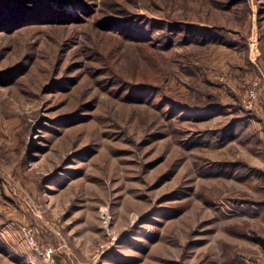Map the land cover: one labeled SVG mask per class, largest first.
Masks as SVG:
<instances>
[{
    "label": "rangeland",
    "instance_id": "374dc122",
    "mask_svg": "<svg viewBox=\"0 0 264 264\" xmlns=\"http://www.w3.org/2000/svg\"><path fill=\"white\" fill-rule=\"evenodd\" d=\"M76 1L9 0L0 18V264H264V105L243 103L264 1ZM129 16L234 46L150 50L103 27ZM140 85L158 91L131 100ZM161 91L223 112L169 116Z\"/></svg>",
    "mask_w": 264,
    "mask_h": 264
},
{
    "label": "trees",
    "instance_id": "16d2710c",
    "mask_svg": "<svg viewBox=\"0 0 264 264\" xmlns=\"http://www.w3.org/2000/svg\"><path fill=\"white\" fill-rule=\"evenodd\" d=\"M7 1H9V0H3L0 3L1 5H4V7H6V5H8V7H6L8 9L7 13H5V12L1 13V11H0V18L12 17V16L14 17V11H13L14 8L10 4V2L8 3ZM237 1H240V0H237ZM260 1H262V0H260ZM207 3L211 9H215V10H218L221 12H226V11H229L238 2H233L231 0H207ZM263 3H262L263 6H261V8L259 10V19L263 18L262 20L260 19V22H259V25H260L259 43H260V52H261V59H259V62H262V63L264 62V24H263L264 23V4ZM174 4H175L174 0H165L166 8L168 5L171 7H174ZM74 5L78 7L79 5L83 6L85 4H83V2H81L80 0H77L74 3ZM85 8H87V6ZM37 11L32 12V13L41 14V13H39L40 12L39 7L37 8ZM48 11L52 13L53 10L51 9V6L48 9ZM129 18H130V16L127 18V20L126 19H123V20L120 19V20H116V21L113 19H105V20H103V22H104L103 25H105V26H103V27H108V26L111 27L110 29H105V28L104 29L107 31H111V34H114L116 36H120L123 39L146 44V46L150 50L156 49L157 46H155V43L158 46L161 43H166L165 44L166 45L165 50L170 49V46H171L170 44L173 43V40H176V38L178 37V35L180 33H182L184 36V40H182V46H186V44H192V43L198 44V46H200V47H203L204 44H206V43H208L209 45L210 44H218L220 46H228L231 48H232V46H234L233 45L234 42H232V41L230 42L228 40V36L223 33L222 29L219 31V30H215L214 28H208V27L202 28L196 24L186 23V21L167 22L169 20H162L164 23L163 25H165V27H166V32H165L163 38L162 37L154 38V35H156L155 34L156 31H153L152 35H148L149 32L147 35L142 34V33L136 34L132 30V28L134 27V24H133V22H131V20H129ZM69 20H71V19H69ZM65 22H67V21H65ZM114 25H116V26L113 27ZM141 28H142V26H141ZM212 29H214V30H212ZM179 42L181 43V41H179ZM204 81H206V80H204ZM132 89L137 91V98L133 94V92H131ZM156 91H158L157 88H155L153 86L140 85V86H136L134 88L130 87L127 96H129V98H131V100L132 99L137 100V99H141V96L144 93H146V94L148 93L150 95H153V94H155ZM159 94L161 96V101H162L163 105L168 108L167 111H168L169 116L176 115L178 113H182L185 116H187V114H191L193 116H196L198 114H204V116L215 117V116L220 115L221 112H223V109L221 108V104L218 102V100L215 103L212 102L210 105H205L204 109L198 110V109H190L189 106L182 105V103L175 101L170 96L163 93L162 91L159 92ZM209 95L210 94H208V96Z\"/></svg>",
    "mask_w": 264,
    "mask_h": 264
},
{
    "label": "built area",
    "instance_id": "2783aa9c",
    "mask_svg": "<svg viewBox=\"0 0 264 264\" xmlns=\"http://www.w3.org/2000/svg\"><path fill=\"white\" fill-rule=\"evenodd\" d=\"M252 44L257 46V40H252ZM257 71L256 76L247 82L246 90L243 98V103L247 108L253 107L257 103H262L264 105V69L256 65ZM30 244L35 247L32 240ZM48 253L52 254L51 249L48 250Z\"/></svg>",
    "mask_w": 264,
    "mask_h": 264
}]
</instances>
